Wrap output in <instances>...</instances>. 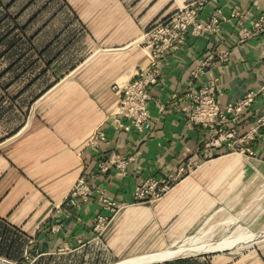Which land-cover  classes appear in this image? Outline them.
I'll list each match as a JSON object with an SVG mask.
<instances>
[{
  "label": "crops",
  "instance_id": "crops-1",
  "mask_svg": "<svg viewBox=\"0 0 264 264\" xmlns=\"http://www.w3.org/2000/svg\"><path fill=\"white\" fill-rule=\"evenodd\" d=\"M24 1L30 2L21 9L22 15L28 13L22 23L29 24L27 36L40 48L51 44L56 63L67 59L66 67L72 68L57 69L68 79L60 78L32 103L28 91L12 98L25 88L22 81L0 89V125H10L0 130V264L109 263L110 257L136 253L142 241H161L158 219L171 226L180 220V227L187 228L206 211L215 217L221 201L233 204L232 196L264 186V125L257 124L264 117V92L241 113L237 139L221 147L210 146L213 131L190 122L188 100L172 99L184 96L192 71L211 54L214 62L193 85L216 86L221 108L260 88L264 33L242 41L241 31L264 13V0H203L198 21L216 16L219 31L195 34L189 29L187 43L163 56L143 131L116 114L119 97L111 87L126 83L149 63V50L141 44L144 33L183 5L201 0H47L36 9L38 0ZM98 131L110 143L96 149L88 141ZM250 134L256 158L247 164L239 151L246 144L241 139ZM114 151L134 159L125 174L113 169L94 184L120 206L107 231L97 234L93 227L104 205L99 196L77 206L66 196L81 176L91 175L99 157ZM188 163L191 168L161 199L135 197L144 180L178 173ZM261 205L264 219V195ZM258 248L243 255L207 256L197 264H264V248Z\"/></svg>",
  "mask_w": 264,
  "mask_h": 264
},
{
  "label": "built area",
  "instance_id": "built-area-1",
  "mask_svg": "<svg viewBox=\"0 0 264 264\" xmlns=\"http://www.w3.org/2000/svg\"><path fill=\"white\" fill-rule=\"evenodd\" d=\"M203 4V0L191 1L183 5L167 21L144 33L141 37V44L149 50V63L141 67L136 75L126 83H114L112 85L111 90L119 97L116 114L129 120L138 131H143L145 123L150 118L149 104L154 100L152 96L153 87L159 81L163 56L171 51L179 50L182 45L187 43L189 29L195 34L219 31V19L216 16L212 17L210 22L198 21V11ZM260 33H264V13L254 20L251 27L242 26L241 39L243 41ZM226 57L227 55H223L222 59L226 60ZM213 62L214 56L212 54L200 61V65L191 73L192 79L188 82L184 98L173 95L172 99H178L183 103L188 100L189 104L186 108L190 122L213 131L214 137L210 146L221 147L223 143H232L237 139L238 130L235 126L241 121V113L253 104L258 94L264 92V75L257 91L247 93L241 100L229 103L223 109L215 99V93L219 91L216 86L196 88L193 85V80L205 73ZM157 105L162 110L165 108L163 103H157ZM227 122H231L233 126L229 128L226 125ZM257 124L258 127L264 125V117L258 119ZM253 139L251 134L246 140L241 139V142L246 144L239 153L254 154V150L250 146ZM101 143L108 145L110 141L100 131L93 134L88 141V145L96 149ZM137 153L139 152L137 151ZM133 159L134 155H124L118 151L112 152L109 156L106 154L99 157L91 175L81 176L66 196V201L71 206H77L81 201L86 202L94 194L99 196L104 205L103 210L96 215L93 227L97 234H102L107 229L120 206L106 196L103 186L96 187L94 184L97 181L101 182V176L113 169L125 174L126 165ZM188 168H191L190 163L181 167L178 173H171L161 178L150 177L144 180L136 186L135 197L140 201L147 197L152 200L159 199L170 191L171 184L178 181L179 176Z\"/></svg>",
  "mask_w": 264,
  "mask_h": 264
},
{
  "label": "rangeland",
  "instance_id": "rangeland-1",
  "mask_svg": "<svg viewBox=\"0 0 264 264\" xmlns=\"http://www.w3.org/2000/svg\"><path fill=\"white\" fill-rule=\"evenodd\" d=\"M11 1L12 0H0V3L8 4ZM46 1L47 0H38L37 3L35 4V8H32V9L41 7V5L45 3ZM29 4L30 2H27L26 4L24 0H20L16 5H14L15 7L13 9L10 8L8 13H11L13 16H15L21 12V9L23 6L27 7ZM46 5H47V2L45 3L44 6ZM33 12L34 11H31L30 13H33ZM8 13L4 10L2 6H0V41H4V42L17 39L18 34H19V32L16 30L15 23L12 21V19L8 16H7L8 18L6 17ZM27 14L28 13H25V15L20 16L19 21L21 24L26 21ZM30 15L31 14H29V16ZM46 18L47 16H45L42 19L45 20ZM2 49H3V46H0V52L2 51ZM51 53L53 54V49ZM56 64L58 65V67H61L60 70H62L64 67L68 66L69 60L62 59L61 61H57ZM6 66H7V62L5 60H0V72L3 69H5ZM29 76L32 77L33 75L30 74ZM64 78H67V77H63L62 79ZM6 79H5V82L9 81L10 78L6 77ZM28 80H29V77H26L25 79H23L22 80L23 84L24 85L27 84ZM54 80H55V76H52V75L45 76L44 79H42L40 83L31 90V94H35L36 93L35 91L45 88L50 83H54ZM22 82H19V84H22ZM14 126L15 125H13V127ZM6 127L10 128V125L5 126L1 124L0 130L3 131L5 130ZM242 155H243V158L246 159L245 161L247 164L252 162V160L256 158L255 154H247L248 158L244 156L246 154L243 153ZM255 190L257 189L256 188L249 189L248 191L244 193L245 195H239V196L235 195V197L232 196L231 202L233 204H230V205H226L223 201H221V203L218 204L217 206L215 217L211 215L213 212L212 210L206 211L204 215L202 214L203 215L202 217H200L197 221H195L191 226L187 228L185 226H183V229L182 227H180L181 225L180 220L172 221V226H171L170 223L168 225H165L164 220L158 219L157 226L164 233L163 237H160V238H163L161 241L151 242L148 245H146L147 242L143 245L142 244L143 241H142L140 247L138 249H135L134 252L136 253H133L132 255H128L130 253H127V255L124 254L125 258L117 259V260L112 259L110 257L109 263H105L104 261L103 262L105 264H112L117 261L130 258V257H134V256L174 250L175 248L184 247L188 245L191 238L200 237L204 241H219L222 239L234 238L236 236L251 235L254 233L264 232V219L263 217L262 218L259 217L263 210V207L261 205V198L264 195V186L262 188H259L258 192L254 193ZM251 194H254V196L250 198ZM162 196L159 199H161ZM249 198L250 200H248ZM159 199H156V200H159ZM246 201H252V202L247 203ZM171 227L173 229V232L169 233L168 228L170 229ZM105 231H107V229ZM16 238L17 237H14V239ZM157 240L159 239L157 238ZM258 247L264 248V241L232 247L235 249L226 248V249H221V250H216V251L202 252L201 254H197V255L196 254L188 255L186 258L197 259L199 260V263H202V261L203 262L205 261V258L207 256H211V257L212 256L218 257L220 255L227 256V255H230L231 252H232V255H236V254L243 255L245 252L255 253L256 251L258 252V249H259ZM237 248H240V249H237ZM262 251L264 252V249ZM104 259L105 258L103 257V260Z\"/></svg>",
  "mask_w": 264,
  "mask_h": 264
},
{
  "label": "trees",
  "instance_id": "trees-1",
  "mask_svg": "<svg viewBox=\"0 0 264 264\" xmlns=\"http://www.w3.org/2000/svg\"><path fill=\"white\" fill-rule=\"evenodd\" d=\"M15 2L16 0H12L8 4L0 3V6H2L8 13L10 8H14ZM8 14L6 17L8 16L12 19L19 34L15 40L7 42L0 41V46H3V49L0 52V60H5L7 62L5 69L0 72V89L4 91L6 85L8 86L19 83L26 77H29V80L27 81V84H25L23 91L12 98L18 99L21 94H24L26 91H28L29 103H32L42 94H44L46 90L53 86L57 81H59L64 75L57 73V69H60L56 65V57L51 53L52 45L50 44L40 48L33 43L34 37L30 38V36H27L29 24H21L19 21L23 11L15 16H13L11 13ZM35 18L36 15H34V17H32L30 20L32 21ZM70 68L72 67H65V72H68ZM30 74L33 76L30 77ZM49 75L55 76L54 83H50L45 88L41 89L39 93L31 94V90L35 88V86L38 85L45 76ZM6 77L10 78L7 82H5ZM155 264H197V259L181 258L162 263L157 262Z\"/></svg>",
  "mask_w": 264,
  "mask_h": 264
},
{
  "label": "bare ground",
  "instance_id": "bare-ground-1",
  "mask_svg": "<svg viewBox=\"0 0 264 264\" xmlns=\"http://www.w3.org/2000/svg\"><path fill=\"white\" fill-rule=\"evenodd\" d=\"M190 239V238H189ZM264 240V232L251 235L236 236L234 238L222 239L219 241H204L200 237L191 238L188 245L175 248L170 251L148 253L140 256H134L117 261L112 264H150L174 260L188 255L201 254L202 252L216 251L226 248H232L238 245L252 244Z\"/></svg>",
  "mask_w": 264,
  "mask_h": 264
},
{
  "label": "water",
  "instance_id": "water-1",
  "mask_svg": "<svg viewBox=\"0 0 264 264\" xmlns=\"http://www.w3.org/2000/svg\"><path fill=\"white\" fill-rule=\"evenodd\" d=\"M181 258H186V257H181ZM181 258H177V259H181ZM174 260H176V259H174ZM167 261H172V260H167ZM167 261H164V262H167ZM150 264H154V263H150Z\"/></svg>",
  "mask_w": 264,
  "mask_h": 264
}]
</instances>
